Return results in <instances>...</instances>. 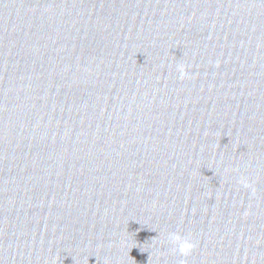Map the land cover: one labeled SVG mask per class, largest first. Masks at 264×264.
<instances>
[{"label":"water","instance_id":"obj_1","mask_svg":"<svg viewBox=\"0 0 264 264\" xmlns=\"http://www.w3.org/2000/svg\"><path fill=\"white\" fill-rule=\"evenodd\" d=\"M182 261L264 264V0H0V264Z\"/></svg>","mask_w":264,"mask_h":264},{"label":"clouds","instance_id":"obj_2","mask_svg":"<svg viewBox=\"0 0 264 264\" xmlns=\"http://www.w3.org/2000/svg\"><path fill=\"white\" fill-rule=\"evenodd\" d=\"M177 71L180 73V78L183 79L186 75V70L183 64L177 66ZM244 188H251V184L244 178L239 181ZM254 191V190H253ZM168 241L175 246L179 253L183 256L190 254L195 245L188 238H181L176 233H169ZM181 264H184L182 261Z\"/></svg>","mask_w":264,"mask_h":264}]
</instances>
